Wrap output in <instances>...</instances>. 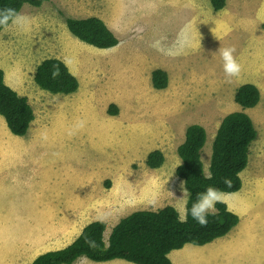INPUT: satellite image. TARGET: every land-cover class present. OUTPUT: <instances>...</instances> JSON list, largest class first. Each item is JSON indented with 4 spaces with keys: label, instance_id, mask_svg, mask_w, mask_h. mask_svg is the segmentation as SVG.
<instances>
[{
    "label": "rangeland",
    "instance_id": "374dc122",
    "mask_svg": "<svg viewBox=\"0 0 264 264\" xmlns=\"http://www.w3.org/2000/svg\"><path fill=\"white\" fill-rule=\"evenodd\" d=\"M119 1L126 11L118 13L112 7L111 13L126 26V33L134 36L137 46L150 52L147 60L161 70L165 68L158 64H170L183 68L186 77L191 73L184 90L191 99H177L180 109L176 100L167 103L174 113V132L150 143L154 134L152 126H147L148 112L157 111L160 103L149 101L144 106L140 100L144 98L130 99L131 90L141 87L139 81L128 79L129 63L124 62V55L109 57L106 51L95 55L84 51L85 61L95 56L92 66L99 71L92 74L100 77L90 83L93 95L80 104L60 98L67 95L43 91L34 81L36 66L63 51L72 64L86 45L69 32L65 23L68 18L86 16L79 11L86 2L71 0L70 7L65 8L63 0H50L41 8L26 4L18 14L19 23H11L0 34V66L6 84L27 97L38 120L25 137H16L0 116V234L9 224L44 223L49 217V201L61 198L68 199L71 208L85 204V221L104 220L108 233L112 232L130 212L123 207V196L129 191L126 186L133 185L121 183L123 177L140 178L137 190L149 191L134 204L135 211L173 206L185 216L188 195L183 184L186 194L182 197L183 180L177 177L176 169L181 163L177 149L184 142L187 127L202 125L208 134L202 154L207 173L222 119L243 112L234 100L236 86L259 79L262 99L257 107L244 111L252 119L257 136L251 143L247 168L240 175L242 188L222 196V202L242 223L231 234L230 243L222 238L224 242L216 251L188 264H264V0H228L227 8L217 13L210 0ZM148 44L150 49L146 48ZM220 47L235 49L234 56L241 65L238 77L226 79L221 57L212 55ZM139 56L134 61L141 66L143 57ZM116 59L120 60L111 63ZM139 74L137 70L136 76ZM105 89L115 98L121 92L129 98L109 99L123 105L130 101L133 111L124 121L107 119L104 110L108 105L101 107ZM195 95L203 99H194ZM206 96L209 99H204ZM155 150L163 153L165 161L160 168L151 169L146 160ZM91 192L92 198L88 196Z\"/></svg>",
    "mask_w": 264,
    "mask_h": 264
},
{
    "label": "trees",
    "instance_id": "16d2710c",
    "mask_svg": "<svg viewBox=\"0 0 264 264\" xmlns=\"http://www.w3.org/2000/svg\"><path fill=\"white\" fill-rule=\"evenodd\" d=\"M48 1L0 0V13L5 9H13L18 15L26 4L40 8ZM210 3L217 13L225 9L227 0H210ZM66 25L77 39L98 49L107 50L119 43L106 24L97 17L68 18ZM4 29V26H0V33ZM56 68L59 69V75L53 78L52 73ZM151 78L157 90L166 89L169 85V76L164 70H154ZM34 81L43 91L51 94L70 95L79 89L77 78L64 61L58 58L43 60L36 68ZM260 100L261 93L253 84H245L236 90L235 102L243 112L231 113L222 119L212 143L207 173L202 161V150L207 143L206 131L197 124L187 127L185 140L177 149L181 163L176 169V175L183 180L188 195L185 222L180 221V214L173 206L158 210H138L121 218L106 242V224L93 221L84 227L80 236L69 246L39 255L31 264H74L83 257L93 262L118 259L132 264H172L168 257L172 251L182 249L187 244L204 246L226 236L240 222L239 216L230 211L226 203L215 205L216 211L208 216L205 227L192 218L190 209L197 194L209 185L226 194L241 190L240 175L247 168L251 143L257 136L252 119L244 111L258 106ZM107 113L117 116L119 109L111 104ZM0 116L10 133L16 137H25L36 118L27 97L6 84L1 69ZM164 161L163 153L155 150L148 155L146 165L158 169ZM225 179L231 182V186L224 183Z\"/></svg>",
    "mask_w": 264,
    "mask_h": 264
},
{
    "label": "crops",
    "instance_id": "0c3cea01",
    "mask_svg": "<svg viewBox=\"0 0 264 264\" xmlns=\"http://www.w3.org/2000/svg\"><path fill=\"white\" fill-rule=\"evenodd\" d=\"M64 3L63 7L69 6V3L71 0H63ZM84 0H72V2H82ZM85 8L84 6H81L79 8V11L81 13H84L86 16L84 17H75L76 19H86L88 17H97L101 19L106 26L109 28V30L116 36L119 43L110 49L107 50H101L96 47L90 46L88 44L83 45L79 53L77 54V58L75 62L72 64L67 59V54H65L66 51L58 52L54 57L51 58H58L68 66L70 72L77 78L79 82V89L77 92L67 95L66 97H60L62 99H65L69 101V103L74 104V102H77V104H80L82 101H84L87 97H91L95 91L90 90L92 85L91 82H96L99 80V77L97 74H92L93 70L99 71L97 66H92V62L95 61V55L96 53H99L101 51L110 52V56L115 55H124L125 56V63H129V66L127 68L128 72V79L130 82L134 83L135 81H139L141 89H132L131 90V98L130 99H140L143 101V105L146 106L148 102L153 101L157 102L159 101V106L157 107V111H149L148 112V124L147 126H152L153 131L152 134L153 137L150 139V143H155L157 140L161 139L162 137H170L175 129V122L172 120L174 119V113L171 111L172 107H169L167 103L169 101L176 100L178 104L176 106L180 109L181 105L179 100L180 98L183 99H191L188 97L187 91L184 92L186 86V82L188 79L191 78V73H189L186 77V71H183L184 69L179 67L178 65L170 66L169 65H161L157 64L163 68L164 71L167 72L169 76V85L166 89L163 90H157L152 85V72L159 67L154 66L150 63L149 60H147V56L150 54V52L146 49L140 48L137 46L135 40L133 39L134 36H129L126 33V26L120 22H117L113 14L111 13L112 7L118 12L123 13L126 11L124 5L119 0H85ZM46 2L45 4H48ZM80 4V3H79ZM134 4V2H133ZM43 6V5H42ZM228 6V0L225 9ZM41 8V7H40ZM78 8V7H77ZM92 10L91 14L88 13V10ZM24 10H21V12ZM78 11V12H79ZM20 12V13H21ZM74 18V17H73ZM11 24L7 27L9 28ZM7 28H5L0 34H2ZM261 35V31L259 32ZM146 43L149 42V39L144 38ZM139 41L143 42V38H140ZM85 44V43H84ZM147 49H150V44L146 46ZM84 51H90L93 53V55L89 56V60L84 59L82 56ZM141 55L143 57V64L141 66L137 65L134 60L138 61L140 59ZM106 58L105 61H109L110 58ZM120 59H116L115 61H111V63H116ZM103 64V63H102ZM38 66V65H37ZM36 66V68H37ZM0 69L2 67L0 66ZM137 70H140V74L136 76ZM4 71V70H3ZM36 72V71H35ZM84 81V85L83 82ZM248 81V80H247ZM259 79H254L249 82H241L236 86V90L245 84H253L258 89H262V85L259 84ZM138 84V83H137ZM139 86V85H138ZM109 91L108 89H105L101 92L102 97L101 99H105V101L102 102L101 107L104 108L106 105L108 107L111 104H116L119 109V114L117 116H108L107 110V119L112 121H124L125 116L128 115L129 117L132 114V107L130 106V101H125L126 104L123 105L122 102H115L109 99H129L127 95L125 94V98L123 96V92L115 94L117 98L113 95H110L109 93L105 92ZM49 93V92H48ZM149 93H151V99H149ZM236 93V91H235ZM235 93H234V99H235ZM97 94V92L95 93ZM60 95V94H55ZM62 95V94H61ZM144 95H146L144 97ZM65 96V95H64ZM202 95H195L194 99L201 98ZM208 96L204 97V99ZM52 98L49 97V105L51 104ZM203 99V98H201ZM262 99V98H261ZM182 100V99H181ZM172 103V102H171ZM54 105H56V102H53ZM241 108V107H240ZM168 110V111H167ZM35 122L38 120V116L35 110ZM156 132L154 133V131ZM208 158V156H207ZM127 165H131V163H128ZM117 171V170H116ZM117 176L119 174H116ZM112 180V179H111ZM140 178L139 179H129L127 177H123L121 179V183L124 184H132L133 186H126V188L129 190L124 196V208H129L131 214L135 212V205L137 202H139L141 196L143 193H149V191H145L143 188L141 191L137 190L140 185ZM114 183V182H113ZM151 188V187H149ZM90 198H92V192L89 194ZM131 200V202H128ZM42 203V202H41ZM83 204L81 207H78L77 209L71 208V205L68 201V199H57L56 201H49V207L47 209V214L49 215L48 218L45 219L44 223L41 224H21L18 223L9 224L4 226L3 232L0 234V264H31L33 261V257H38L39 254L42 252H48V251H55L63 249L67 246H69L71 243H73L82 233L84 227L88 225L89 223L93 221H103L101 219H93L88 222L85 221V210L86 205ZM132 210V211H131ZM146 210V209H141ZM138 211V210H137ZM116 214V213H115ZM123 218V217H122ZM120 221V220H119ZM106 223V222H105ZM242 223V221H241ZM236 226L227 236L221 237L219 239H216L215 241L204 245V246H196L193 244H187L182 249L172 251L169 254V259L171 260L172 264H188L189 261L196 260L199 257H202L205 253H208L210 251H216L217 248L220 247L221 243L224 242L223 240L220 241L222 238L225 242L228 244L231 240V234H233L234 230L237 229L240 224ZM111 232V230H110ZM110 232L108 233V225L106 228V231L104 233V237L107 236V241L110 237ZM233 236V235H232ZM47 247H49V250H47ZM74 264H132L129 262H126L124 260H113L109 262H93L87 258H81L79 261H77Z\"/></svg>",
    "mask_w": 264,
    "mask_h": 264
},
{
    "label": "clouds",
    "instance_id": "9594fccd",
    "mask_svg": "<svg viewBox=\"0 0 264 264\" xmlns=\"http://www.w3.org/2000/svg\"><path fill=\"white\" fill-rule=\"evenodd\" d=\"M71 18H73V17H71ZM20 19L21 18L16 14L15 10L5 9L2 13H0V26H4L5 28H7L10 21L13 24H17V23H19ZM65 23H66V20H65ZM234 53H235L234 48H225V47H220L218 50V53L217 52L212 53L213 56L219 54V56L221 57V59L223 61V71H224L226 79H228V80H231L233 78L238 77L240 72H241V65L238 63L236 57L234 56ZM52 75H53V78L58 76L59 75V69L58 68L54 69ZM247 110H250V109H247ZM233 113H235V112H233ZM215 135H216V133H215ZM207 136H208V134H207ZM202 154H203V150H202ZM224 183L227 186H231V182L228 179H225ZM183 184H184V182L182 181L181 182L182 197L186 194L185 190L183 188ZM223 195L224 194L219 189H217L211 185L206 187V189L203 192L197 194L196 200L192 204V207L190 209V214H191L192 218L200 226H202V227L207 226L208 216L215 213V211H216L215 205L219 202H222V196ZM179 219L181 222L186 221V217L183 215L180 216Z\"/></svg>",
    "mask_w": 264,
    "mask_h": 264
},
{
    "label": "bare ground",
    "instance_id": "6f19581e",
    "mask_svg": "<svg viewBox=\"0 0 264 264\" xmlns=\"http://www.w3.org/2000/svg\"><path fill=\"white\" fill-rule=\"evenodd\" d=\"M196 79V78H195ZM203 79V78H202ZM197 80H199V79H197ZM191 82V81H190ZM202 82V81H201ZM192 83V82H191ZM196 84V83H195ZM194 84V85H195ZM193 85V84H192ZM203 85V84H202ZM196 86V85H195ZM197 87H198V85H197ZM199 89V88H198ZM200 90V89H199ZM203 90V89H202ZM200 93V92H199ZM205 93V92H204ZM201 94V93H200Z\"/></svg>",
    "mask_w": 264,
    "mask_h": 264
}]
</instances>
